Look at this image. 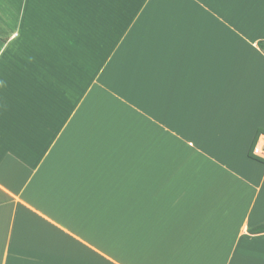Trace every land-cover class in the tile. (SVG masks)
<instances>
[{
  "label": "crops",
  "instance_id": "1",
  "mask_svg": "<svg viewBox=\"0 0 264 264\" xmlns=\"http://www.w3.org/2000/svg\"><path fill=\"white\" fill-rule=\"evenodd\" d=\"M260 134L264 0H0V264H264Z\"/></svg>",
  "mask_w": 264,
  "mask_h": 264
},
{
  "label": "snow or ice",
  "instance_id": "2",
  "mask_svg": "<svg viewBox=\"0 0 264 264\" xmlns=\"http://www.w3.org/2000/svg\"><path fill=\"white\" fill-rule=\"evenodd\" d=\"M67 39H69V40L72 39L71 34H69L67 36ZM241 223L244 226L245 232H248V230H249V224H248V222L246 220H242ZM252 228H253V230H255V225L254 224L252 225ZM66 230L67 229H65V231ZM80 235H84V234L83 233H80ZM260 235H264V233H260ZM85 238L87 239V237H85ZM76 239L79 240V236H77ZM92 243H96V242L93 241ZM77 247L82 248L85 251H88L90 255L96 256L97 259H100L102 261V264H109V261L111 260L112 255H113L111 253V251L108 248H106V247H104L103 251L104 252H107L109 254L107 259L104 258L103 254H98L96 250L92 249L91 244H89L87 246V248H84L83 245H77ZM101 247H102L101 245L97 244V249H99ZM117 259H119V258L117 257Z\"/></svg>",
  "mask_w": 264,
  "mask_h": 264
},
{
  "label": "built area",
  "instance_id": "3",
  "mask_svg": "<svg viewBox=\"0 0 264 264\" xmlns=\"http://www.w3.org/2000/svg\"><path fill=\"white\" fill-rule=\"evenodd\" d=\"M253 154L264 158V134H260L253 148Z\"/></svg>",
  "mask_w": 264,
  "mask_h": 264
},
{
  "label": "trees",
  "instance_id": "4",
  "mask_svg": "<svg viewBox=\"0 0 264 264\" xmlns=\"http://www.w3.org/2000/svg\"><path fill=\"white\" fill-rule=\"evenodd\" d=\"M256 231H264V225L259 227Z\"/></svg>",
  "mask_w": 264,
  "mask_h": 264
}]
</instances>
